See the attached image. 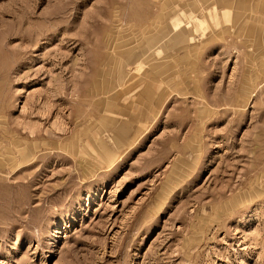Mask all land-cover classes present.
Returning <instances> with one entry per match:
<instances>
[{
	"label": "rangeland",
	"instance_id": "1",
	"mask_svg": "<svg viewBox=\"0 0 264 264\" xmlns=\"http://www.w3.org/2000/svg\"><path fill=\"white\" fill-rule=\"evenodd\" d=\"M0 264H264V0H0Z\"/></svg>",
	"mask_w": 264,
	"mask_h": 264
},
{
	"label": "bare ground",
	"instance_id": "2",
	"mask_svg": "<svg viewBox=\"0 0 264 264\" xmlns=\"http://www.w3.org/2000/svg\"><path fill=\"white\" fill-rule=\"evenodd\" d=\"M178 31H179V29H178ZM180 32H181V31H179V33H180ZM174 34H175V33H174ZM174 34H173V35H174ZM181 34H182V33H181ZM175 36H176V35H175ZM185 37H186V36H185ZM147 47H148V44H147ZM153 47H154V46H153ZM153 47H152V49H153ZM149 48H150V47H149ZM150 49H151V48H150ZM152 49H151V50H152ZM147 51H148V50H147ZM130 70H131V69H130ZM133 72H134V71H133ZM130 74H131V73H130ZM134 74H135V73H134ZM134 74L132 73V75H134ZM133 77H134V76H133ZM132 80H133V79H132ZM123 92H124V91H123ZM123 92H122V93H123ZM122 93H121V94H122ZM117 98H118V97H117Z\"/></svg>",
	"mask_w": 264,
	"mask_h": 264
}]
</instances>
